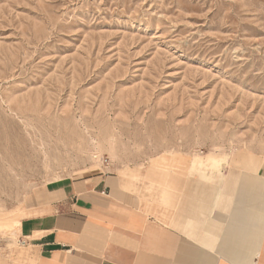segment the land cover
<instances>
[{
	"label": "rangeland",
	"instance_id": "374dc122",
	"mask_svg": "<svg viewBox=\"0 0 264 264\" xmlns=\"http://www.w3.org/2000/svg\"><path fill=\"white\" fill-rule=\"evenodd\" d=\"M258 167L264 0H0V264L88 176Z\"/></svg>",
	"mask_w": 264,
	"mask_h": 264
},
{
	"label": "crops",
	"instance_id": "0c3cea01",
	"mask_svg": "<svg viewBox=\"0 0 264 264\" xmlns=\"http://www.w3.org/2000/svg\"><path fill=\"white\" fill-rule=\"evenodd\" d=\"M154 172L142 187L98 173L37 205L18 231L28 264H264L262 167Z\"/></svg>",
	"mask_w": 264,
	"mask_h": 264
},
{
	"label": "bare ground",
	"instance_id": "6f19581e",
	"mask_svg": "<svg viewBox=\"0 0 264 264\" xmlns=\"http://www.w3.org/2000/svg\"><path fill=\"white\" fill-rule=\"evenodd\" d=\"M209 161H212L214 159V155L213 154H209L208 155ZM186 182V181H185ZM188 183V182H187ZM196 185V184H195ZM229 185V184H228ZM192 186V185H191ZM152 188V187H151ZM156 189V188H155ZM209 189V188H208ZM199 190V189H198ZM197 190V191H198ZM194 194V193H193ZM208 194V193H207ZM155 195V194H154ZM192 195V194H191ZM199 195V194H198ZM210 198V197H209ZM203 199V198H202ZM177 205V204H176ZM169 206V205H168ZM175 206V205H174ZM200 206V205H199ZM25 254V253H24ZM31 255V254H30ZM27 259V258H26Z\"/></svg>",
	"mask_w": 264,
	"mask_h": 264
},
{
	"label": "built area",
	"instance_id": "2783aa9c",
	"mask_svg": "<svg viewBox=\"0 0 264 264\" xmlns=\"http://www.w3.org/2000/svg\"><path fill=\"white\" fill-rule=\"evenodd\" d=\"M24 243V242H23Z\"/></svg>",
	"mask_w": 264,
	"mask_h": 264
}]
</instances>
